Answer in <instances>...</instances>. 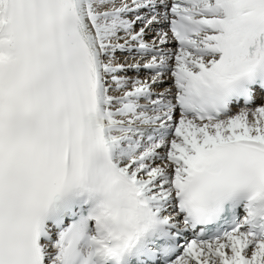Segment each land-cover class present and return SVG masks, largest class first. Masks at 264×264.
<instances>
[{
	"label": "snow or ice",
	"instance_id": "obj_1",
	"mask_svg": "<svg viewBox=\"0 0 264 264\" xmlns=\"http://www.w3.org/2000/svg\"><path fill=\"white\" fill-rule=\"evenodd\" d=\"M0 264H264V0H0Z\"/></svg>",
	"mask_w": 264,
	"mask_h": 264
}]
</instances>
